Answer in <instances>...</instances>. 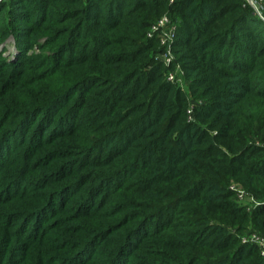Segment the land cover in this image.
<instances>
[{
    "label": "trees",
    "instance_id": "trees-1",
    "mask_svg": "<svg viewBox=\"0 0 264 264\" xmlns=\"http://www.w3.org/2000/svg\"><path fill=\"white\" fill-rule=\"evenodd\" d=\"M4 2L0 264H264L238 234L264 236V21L253 8ZM166 12L184 88L147 37ZM235 183L262 203L248 211Z\"/></svg>",
    "mask_w": 264,
    "mask_h": 264
},
{
    "label": "built area",
    "instance_id": "built-area-1",
    "mask_svg": "<svg viewBox=\"0 0 264 264\" xmlns=\"http://www.w3.org/2000/svg\"><path fill=\"white\" fill-rule=\"evenodd\" d=\"M246 5H249L250 7L253 8L255 14L264 21V0H244ZM170 2H174V0H170ZM170 17L169 16H164L162 17L157 23H153L152 29L149 32V37H153L154 33L158 31L161 27L164 25L170 24ZM170 29L175 32L176 25L170 26ZM176 40V34L171 36V41L169 45L167 46L165 43H162V45H165V49L163 50V58L161 61L166 62L168 65L172 64V56L171 53H173V43ZM174 59V56H173ZM174 62V60H173ZM179 69L181 73H184L183 70L181 69V66L179 65ZM166 80L168 82L174 83L179 85L181 88H184V85L182 83L181 78L178 77V74H174L172 72H168L166 74ZM192 110H189V113H191ZM238 184H232L230 186V189L236 193V195L239 196L241 200H243V206L246 207L248 211H251L253 208L257 207L260 205L262 202L258 201L253 194L248 193L244 189L238 187ZM243 243H247L250 245H254L260 249L261 254H264V236L261 235L260 233L257 232H250L247 235H245L242 238Z\"/></svg>",
    "mask_w": 264,
    "mask_h": 264
},
{
    "label": "rangeland",
    "instance_id": "rangeland-1",
    "mask_svg": "<svg viewBox=\"0 0 264 264\" xmlns=\"http://www.w3.org/2000/svg\"><path fill=\"white\" fill-rule=\"evenodd\" d=\"M10 2V0H5V2L4 3H9ZM171 3V2H170ZM164 16H169L170 17V21H171V23L170 24H167V25H164L163 27H161L158 31H156L155 33H154V35H153V37L155 38V39H157L158 41H160V44H161V41H162V43H165L167 46L169 45V43H170V41H171V36H173V35H175V34H177V25H176V23H175V21L172 19V17H171V15L169 14V13H163L160 17H158L153 23H157L162 17H164ZM5 17H6V14L4 13V16H3V19H5ZM152 23V24H153ZM151 24V26L148 28V30H147V37H149V32L151 31V29H152V25ZM172 25H176V29H175V32H173L171 29H170V26H172ZM13 40H15L14 38H13V36H11V37H9V39L5 42L6 43V52H4V55L5 56H7L9 59H14V58H16V55L18 54V49L15 47V41H13ZM160 44H159V46H160ZM3 46H4V44L3 45H0V51L2 50V48H3ZM36 52H39V49L37 48L36 49ZM163 51H161V52H159V56H158V58H157V61H159L160 62V60L163 58ZM173 53H171V56H172V61H171V63L172 64H170V65H168L166 62H164L163 63V65L165 66V73L167 74L169 71L170 72H172V73H174V74H178V77L179 78H181V80H182V83H183V85H184V87H185V81H187L186 80V78H185V76H184V73H181V71H180V69H179V65H180V63L178 62V63H176V65H175V63H173ZM181 69H182V67H181ZM183 70V69H182ZM184 72V71H183ZM191 104H199V102H196V101H191ZM189 110H192V112L191 113H189ZM189 110H188V119L189 120H194V113H193V108H192V105H191V107L189 108ZM238 187H240L239 185H238ZM237 187V188H238ZM240 188H242V189H244L245 191H247L245 188H243V187H240ZM248 193H250L249 191H247ZM251 194V193H250ZM236 200H237V202L239 203V204H241V205H243V200H241L240 198H239V196L238 195H236ZM250 230H247L246 232H238V234H240V237H241V241H242V238L245 236V235H247L248 233H250L249 232ZM242 243H243V241H242ZM260 250V249H259ZM261 252V251H260Z\"/></svg>",
    "mask_w": 264,
    "mask_h": 264
}]
</instances>
